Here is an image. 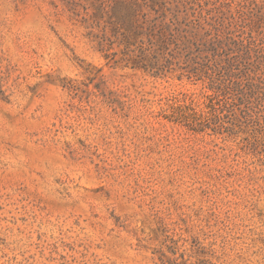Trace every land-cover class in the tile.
<instances>
[{"label":"rangeland","instance_id":"obj_1","mask_svg":"<svg viewBox=\"0 0 264 264\" xmlns=\"http://www.w3.org/2000/svg\"><path fill=\"white\" fill-rule=\"evenodd\" d=\"M0 264H264V0H0Z\"/></svg>","mask_w":264,"mask_h":264}]
</instances>
